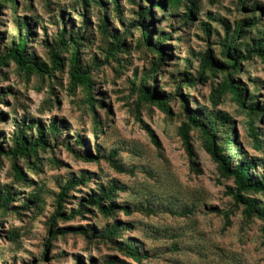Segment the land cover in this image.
<instances>
[{
    "label": "rangeland",
    "instance_id": "rangeland-1",
    "mask_svg": "<svg viewBox=\"0 0 264 264\" xmlns=\"http://www.w3.org/2000/svg\"><path fill=\"white\" fill-rule=\"evenodd\" d=\"M118 2L121 16L107 11L105 18L109 32L123 35L135 20L137 7L131 0ZM17 3L14 17L9 9L0 12V53L16 35L13 22L17 15L19 19L31 17L34 24L28 47L46 63L43 41L55 43L62 27L59 19H65L67 31L69 27L80 28L84 22L87 42L80 50L81 64L99 65L92 74L94 97L104 107L95 105L92 113L80 90L69 91V55L65 52L61 55L64 70L55 72L52 79L31 76L28 80L10 63L2 69L1 147L5 151L11 147L15 127L22 120L39 121L46 129L56 119L57 123L61 121L63 132L61 144L39 151L38 170H31L23 159L19 160L30 180L28 186L15 181L10 160H0V192L11 193L13 199L4 211L0 210V264H264L262 224L257 218L246 219L243 209L234 206L228 195L234 189L233 182L220 176L198 131L190 132L193 159L187 155L179 134L184 112L176 97L178 84L188 76L195 78L200 56L208 48L219 61H227L221 54V43L237 24L246 26L249 19L257 20L254 28L244 27V38L241 33L236 39L235 46L242 54L264 38V0H249L244 7L238 0H199L187 23L182 17L184 7L169 10L165 17L151 7V41L157 42L159 32L171 36L162 43L167 59L164 66L153 83L146 85L170 97L169 113L138 100L136 88L157 58L143 45L140 30H130L123 37L124 49L117 52L115 59H107L105 50L111 40L103 37L98 28V14L103 9L91 4L83 18L79 15L84 9L83 0H50L48 5L44 0ZM24 4L30 5L29 11L21 9ZM251 6H255L254 13ZM203 23L210 27L209 35ZM80 29L83 32L85 28ZM240 67L234 80L245 88L247 99L253 97L252 102L263 106L264 61L251 56ZM221 80L222 74L209 75L205 82L183 85L179 91L190 110L219 111L230 117L228 126L235 145L226 148L229 163L234 166L238 159L253 162L256 168L250 175L264 179V114L253 121L255 144L248 135L249 119L230 96L212 105L211 90ZM93 116L101 124L97 131L92 128ZM148 131L156 135L160 149L153 145ZM75 135L83 137V145L74 143ZM65 141L74 148L72 152L63 145ZM79 152L83 156L91 154L94 159L76 158ZM70 179H83V183L66 191L60 212L68 216L83 205L80 215L66 220L55 214L57 197ZM110 188L113 196L103 205L113 203L118 209L112 216H105L87 203ZM255 199L264 204V194ZM113 228L117 235H111ZM63 230L69 231L58 234ZM129 249L139 261L131 258Z\"/></svg>",
    "mask_w": 264,
    "mask_h": 264
},
{
    "label": "trees",
    "instance_id": "trees-1",
    "mask_svg": "<svg viewBox=\"0 0 264 264\" xmlns=\"http://www.w3.org/2000/svg\"><path fill=\"white\" fill-rule=\"evenodd\" d=\"M48 1L44 0L45 5H48ZM83 0L82 13L79 14L81 17L85 18V13L88 12V8L92 5L97 6L99 9H103L99 15V30L103 37L110 38L111 42L108 43L109 46L106 47L105 53L106 58L115 59L117 52L124 49L123 37L130 33V30H140L143 45L154 52L157 56L156 60L153 61L152 66L149 71L141 78L138 85L137 93L138 100L144 102L151 106H156L160 108L165 113H169L168 101L170 97L160 94L153 88H148L147 83H153L156 73L162 69L167 59L164 57V47L162 43L169 41L171 34L156 35L157 42L151 41L152 33V20L151 18V7H155L156 10L160 11L161 16H166V12L169 10L176 11L177 9L184 7L183 21L185 23L190 22L193 18V11L197 10V3L199 0H131L133 6L137 7L135 15V20H133L129 27L124 30L123 35H117L116 33L109 32V24L107 19V11H114L117 17L121 16L122 9L119 5L118 0ZM249 0H238L240 6L244 7L245 3ZM112 5V8L110 7ZM144 6H148L149 9ZM167 6V7H166ZM18 3L17 0H0V12L4 9H9L12 11V16L14 17L17 12ZM167 8V11L165 10ZM21 9L26 11L30 10V5H23ZM251 12H255V6H251ZM31 17L17 15L14 19L13 25L16 31L14 39H12L9 45H6L5 51L0 53V74L2 69L9 63L15 66L18 74H22L29 78L31 76L39 77L40 79H52L55 72H63L64 70V59L61 56L64 52L69 55L67 60V75H68V89L70 92L80 90L84 94V102L91 109L93 113V107L96 105L98 107H104L103 102L94 97V80L92 78L93 68H98L97 62L92 63L93 67L82 66L81 64V54L80 50L86 47L87 38L84 36L86 30V24L83 22L80 28H85L81 32L80 28L73 30L69 27V31L66 29V21L61 17L60 23L62 25L60 31L58 32V38L55 43L51 44L48 40L43 41V46L47 50L48 63L45 61H40L36 57L33 50L28 46L32 42V28L33 23L30 21ZM251 22L244 25L237 24L231 35L225 34L224 41L221 43L222 49L221 54L226 62L219 61L212 53L211 49L208 48L199 59L198 70L195 78L188 76L178 84L176 89L177 95L181 100L183 112H184V122L179 128V134L182 144L186 150L187 155L192 160L194 157L193 148L191 145V131H198L204 141V149L206 153L210 156L211 161L217 166V170L220 176L230 179L233 182L234 189L228 191V195L234 201V206L241 207L243 209L242 213L246 219L257 218L261 224V237L262 244L264 245V204L260 205L255 199L259 194H264V179H255L250 175V171L255 170V163L253 162H243V160L238 159L235 161V165L231 166L229 161L230 157L227 155V147L230 145H235L232 141V128L230 125V117L227 114H223L219 111L205 112L202 109H197L195 111L190 110L185 101L184 97L179 91L183 85L194 86L198 80H203L205 82L209 75L216 76L217 74H222V80L217 85L216 88L211 90L210 100L213 106L221 103V100L225 96H230V99L237 105V107L245 112L247 118L249 119V132L248 135L257 144V134L254 128L253 121L264 114V105L259 106L256 102H252L253 97L247 99V94L245 93V88L240 85L239 81L234 80V76L240 72V63L247 61L251 56L258 57L260 60L264 61V38L258 40L253 48L247 49V54H242L239 47H236V39L239 34L244 32V27L246 30H250L255 27L254 18L249 19ZM205 34L209 35L210 27L207 24L202 25ZM154 31V30H153ZM244 38L246 34L242 33ZM0 37V41H1ZM171 50V48H170ZM208 74V75H206ZM206 75V76H204ZM133 86L135 84L133 83ZM51 93L52 88L49 87ZM1 93V92H0ZM1 95V94H0ZM2 100V96H0ZM251 101L250 104L248 102ZM4 117L3 114H0ZM0 117V120L2 119ZM93 131H97L100 128V122L93 116ZM56 122V119L50 121L46 129L42 126L39 121H30L27 123L26 120L20 121V123L15 127V132L11 137V147L6 151L0 145V160L2 157L10 160V168L12 175L19 184L28 186L30 180L27 175L23 173L22 167L19 165V160L23 159L24 162L30 167L31 170H38L36 166L38 162L39 151L45 152L51 149V145L61 144L59 143L61 134L63 132L62 126ZM221 131H219V128ZM35 130L34 134L31 131ZM150 139L153 145L160 149L159 141L156 135L152 131H148ZM76 145H83V137L81 135L74 136ZM63 145L70 152L74 148L70 147L68 141H65ZM112 154H115L113 152ZM76 158H83L84 160H92L94 157L91 154L86 153V156L81 155V153L75 154ZM33 159V163L30 164V160ZM33 164V165H32ZM115 164V163H114ZM83 179L80 181H75L70 179L67 185L64 187L57 199L58 207L56 210L55 217L70 220L74 216L81 214V208L68 216H64L61 213V205L64 198L66 197V191L70 190V186L81 185ZM114 190L110 188L109 190H103L102 193L96 197H91L88 200L89 206L97 207V210L105 216H112L117 212L116 206L113 203L103 205V202L111 200ZM9 192L2 194L0 192V210H5L8 205L13 201L10 198ZM27 205H24L26 208ZM127 214V211H126ZM54 217V218H55ZM69 230H63L58 234H66ZM85 234V233H84ZM111 235H117V231L113 228ZM56 236V235H54ZM132 259L139 261L138 256L134 254L132 250L129 249L128 253ZM80 263V260H77Z\"/></svg>",
    "mask_w": 264,
    "mask_h": 264
}]
</instances>
